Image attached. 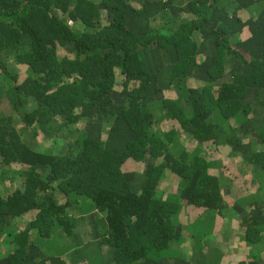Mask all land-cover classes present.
<instances>
[{"label":"trees","instance_id":"1","mask_svg":"<svg viewBox=\"0 0 264 264\" xmlns=\"http://www.w3.org/2000/svg\"><path fill=\"white\" fill-rule=\"evenodd\" d=\"M7 179L0 264H264V0H0Z\"/></svg>","mask_w":264,"mask_h":264},{"label":"rangeland","instance_id":"2","mask_svg":"<svg viewBox=\"0 0 264 264\" xmlns=\"http://www.w3.org/2000/svg\"><path fill=\"white\" fill-rule=\"evenodd\" d=\"M189 140H187V139H183L182 141H181V143L182 144H186V146H188L189 148H191V146H194L195 145V141H192V140H190L189 142H188ZM176 147H178V146H173L172 147V149H173V151L174 152H176L177 150H178V148H176ZM210 148H213L212 146L210 147ZM204 152H205V154L208 152V151H205L204 150ZM217 159V158H216ZM213 162H215L216 160L213 158ZM3 179V178H2ZM4 179H6V178H4ZM8 181H9V179H7V181H3V183H0V186H2L1 188H3L4 187V190H5V188H8V191L10 192V190H12V189H14L15 188V184H10V183H8ZM8 184H9V186H8ZM12 185V186H11ZM83 203V202H82ZM82 207V206H81ZM82 209H83V207H82ZM85 209V208H84ZM238 260H242V259H240V258H238Z\"/></svg>","mask_w":264,"mask_h":264}]
</instances>
